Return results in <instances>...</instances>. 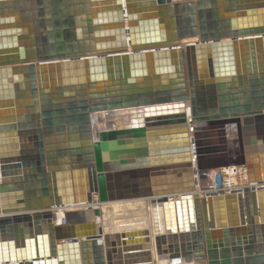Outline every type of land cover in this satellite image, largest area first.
<instances>
[{
  "label": "water",
  "instance_id": "95a60500",
  "mask_svg": "<svg viewBox=\"0 0 264 264\" xmlns=\"http://www.w3.org/2000/svg\"><path fill=\"white\" fill-rule=\"evenodd\" d=\"M222 2L0 0V264H264V188L197 191L264 181V0ZM142 199L162 232L105 229Z\"/></svg>",
  "mask_w": 264,
  "mask_h": 264
},
{
  "label": "rangeland",
  "instance_id": "374dc122",
  "mask_svg": "<svg viewBox=\"0 0 264 264\" xmlns=\"http://www.w3.org/2000/svg\"><path fill=\"white\" fill-rule=\"evenodd\" d=\"M138 201L141 203H139ZM123 203L122 202H111L109 204L103 205L102 207L103 219L102 220L106 221L107 223L105 222V224L107 225L111 224L109 226L110 228H113V229L115 228V230H117L116 229L117 226L119 227L121 226L120 224H126V223H127L126 225L127 227L125 229H128V228L135 229L136 227L138 228L140 226H135L138 224H140L141 227L143 226L142 228H147V227L149 228L152 226L153 220H154L153 219L154 212L152 210V204L150 203L149 200L142 199V200H133V201H123ZM119 204H121V206ZM120 229H124V228H118V230Z\"/></svg>",
  "mask_w": 264,
  "mask_h": 264
},
{
  "label": "built area",
  "instance_id": "2783aa9c",
  "mask_svg": "<svg viewBox=\"0 0 264 264\" xmlns=\"http://www.w3.org/2000/svg\"><path fill=\"white\" fill-rule=\"evenodd\" d=\"M173 1H185V0H173ZM225 168H232L230 172L235 170L243 174V180L245 181L244 186L242 187L232 186V188H230L226 183H223L224 177H226V175L231 174L229 172L226 173ZM210 172L214 173L213 177L210 175ZM247 187L253 190H261L264 188V181L263 182L250 181L247 169L243 165H231V166L215 168L214 170L207 171V174L204 178L197 179V191L201 195H206V196L214 195L219 191H224L225 193L242 192ZM73 205L65 206V209L75 208L78 206V205L76 206ZM55 221L57 223L63 224L64 223L63 214L61 215L58 221L56 219Z\"/></svg>",
  "mask_w": 264,
  "mask_h": 264
},
{
  "label": "bare ground",
  "instance_id": "6f19581e",
  "mask_svg": "<svg viewBox=\"0 0 264 264\" xmlns=\"http://www.w3.org/2000/svg\"><path fill=\"white\" fill-rule=\"evenodd\" d=\"M231 169L232 168H225V171H226V173H231V174H229V175H226V177H224V179H223V183H226L230 188H232V186H234V187H242V186H244V180H243V174H241L240 172H238V171H235V170H233L232 172H230L231 171ZM210 175L213 177V175H214V173L213 172H210ZM236 175V176H235ZM139 202V201H138ZM123 203V202H122ZM139 203H141V202H139ZM92 204H98L97 202H94V203H92ZM107 204H109V203H107ZM124 204V203H123ZM103 205H105V204H102L101 205V207H103ZM120 206H121V204H119ZM73 206H76V204L75 205H73ZM124 207H125V205H124ZM115 208H117V207H115ZM122 208H123V206H122ZM64 209H65V207H61V208H56V209H54V213H55V219L58 221L59 219H60V217H61V215L63 214V211H64ZM152 210H153V212H154V216H153V224H152V226L151 227H149V228H151L152 230H153V232L154 233H160V232H162L163 231V228H164V226H163V214H162V207H161V205L160 204H158V203H154V204H152ZM129 221V220H128ZM104 222H106V221H104ZM126 222V221H125ZM151 222V221H150ZM117 223V222H116ZM135 224H137V223H135ZM146 224V223H145ZM144 224V225H145ZM106 226H105V229L106 230H115V228L113 229V228H110L109 226L111 225V224H109V225H107V224H105ZM113 225V224H112ZM121 226H117L116 227V229L118 230V228H126L127 226V223L126 224H120ZM129 225V224H128ZM125 226V227H124ZM131 226V225H130ZM135 226H140L141 227V225L140 224H138V225H135ZM134 226V227H135ZM109 227V228H108ZM115 227V226H114ZM140 227H136V229H142V227L140 228Z\"/></svg>",
  "mask_w": 264,
  "mask_h": 264
},
{
  "label": "crops",
  "instance_id": "0c3cea01",
  "mask_svg": "<svg viewBox=\"0 0 264 264\" xmlns=\"http://www.w3.org/2000/svg\"><path fill=\"white\" fill-rule=\"evenodd\" d=\"M227 5V0H223L221 5H218V11L222 12L224 11V7ZM126 23V22H125ZM259 145H256L251 149L250 153L247 154V160H248V165L251 166L252 170L258 173H263L264 171V143L262 144V149H259ZM18 191L14 189L13 186H8L3 189L1 195H5L6 197L10 194H14L15 196L14 201H17V198L20 197L21 200V195L17 196ZM12 213H18V212H12Z\"/></svg>",
  "mask_w": 264,
  "mask_h": 264
}]
</instances>
